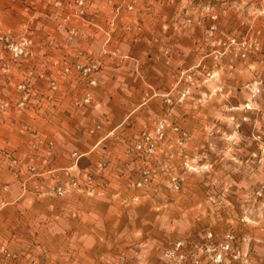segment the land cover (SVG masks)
Wrapping results in <instances>:
<instances>
[{
	"label": "crops",
	"instance_id": "crops-1",
	"mask_svg": "<svg viewBox=\"0 0 264 264\" xmlns=\"http://www.w3.org/2000/svg\"><path fill=\"white\" fill-rule=\"evenodd\" d=\"M172 5L135 0L131 22L146 29L138 35L82 30L63 44L53 34L49 49L40 45L45 36L34 35L25 62L11 70L34 84L32 106L11 107L18 101L11 97L7 81H0V264H128L126 260L134 258L153 264L155 235L167 233L174 217H198L206 209L197 191L173 193L157 187L168 173L156 175L152 188L134 186L138 162L172 167L183 185L202 183L200 174L184 172L185 164L193 162L189 156H196L206 143V129L194 124L201 114L187 113L184 103H175L184 88L179 74L186 68V33L162 32L155 24L175 18ZM155 28L158 31L148 32ZM61 58H77L84 65L91 59L100 69L85 79L66 78L61 96L44 93L36 74L62 79L53 67ZM189 58L193 63L194 55ZM31 72L34 77L27 76ZM71 90L80 95L75 97ZM86 97L90 103L77 108L75 103ZM167 97L174 101L171 108L166 107ZM160 120L167 121L166 139L154 156L145 162L127 160V147L145 134L153 136ZM187 121L190 139L184 157L172 128ZM74 152L83 157L73 167ZM5 153L17 163L12 165ZM99 164L104 167L97 172ZM32 168L35 174H30ZM58 171L81 182L62 198L53 194ZM86 174L93 176L88 187L82 183Z\"/></svg>",
	"mask_w": 264,
	"mask_h": 264
},
{
	"label": "rangeland",
	"instance_id": "rangeland-1",
	"mask_svg": "<svg viewBox=\"0 0 264 264\" xmlns=\"http://www.w3.org/2000/svg\"><path fill=\"white\" fill-rule=\"evenodd\" d=\"M134 1L0 0V81H7L11 97L18 101L11 107L32 106L36 97L34 84L11 74V70L19 69L28 57L34 46V35L45 36L40 45L49 49L53 45V34L65 44L66 40L78 38L82 30L100 31L108 36L113 32L119 35L145 33L146 29L140 24L131 22ZM165 1L176 7L172 9L175 18L160 19L155 24L162 32L186 33V68L179 74L184 88L175 103H184L187 113L194 110L200 113L194 124L206 129V136L202 138L206 143L196 156H189L193 162L185 164L184 172L200 174L202 183L196 187L183 185V181L173 175L172 167L142 166L138 162L134 186L137 190L152 188L156 175L168 173L163 186L157 187L173 193L197 191L206 209L198 217H174L170 222L171 230L162 236L155 235L153 264H264V0ZM153 31L158 30L148 29V32ZM110 40L107 38V43ZM37 42L39 39L35 44ZM192 55L193 63L189 62ZM85 62L84 65L77 58L71 62L57 60L53 67L62 79L36 74L43 81L40 88L44 93L57 92L61 96L66 91L63 83L66 78L76 75L85 79L99 71V62L87 58ZM27 76L35 74L31 72ZM71 91L75 97L80 95L77 90ZM171 99H165L166 107L174 106ZM90 101L86 97L75 106L83 108ZM243 117L249 120L244 122ZM166 123L160 120L153 136L145 134L128 146L124 153L127 160L145 162L154 156L157 145L166 139ZM190 124L191 121H187L183 127L172 128L179 155L184 157H188L185 145L190 139L187 130ZM160 127L163 137L158 140L156 130ZM146 137L155 143L153 153L146 150ZM74 154L79 156L77 160ZM82 157L79 152L72 154L73 167ZM4 158L12 165L17 163L12 154L5 153ZM103 167V164L97 165L96 171ZM145 171L150 180L137 187ZM57 173L59 181L53 190L56 197L62 198L81 185L80 180L70 177L68 172ZM30 174H35L33 168ZM92 182L93 176L86 174L82 183L88 187ZM59 189L62 195L57 194ZM175 223L177 229H174ZM135 260L126 261L142 264Z\"/></svg>",
	"mask_w": 264,
	"mask_h": 264
},
{
	"label": "built area",
	"instance_id": "built-area-1",
	"mask_svg": "<svg viewBox=\"0 0 264 264\" xmlns=\"http://www.w3.org/2000/svg\"><path fill=\"white\" fill-rule=\"evenodd\" d=\"M162 127L158 128L156 130V137L158 140L162 139L163 137V132H162ZM145 143H146V147H147V152L148 153H153L154 150H155V143L149 138V137H146L145 138ZM74 157H75V160H77L79 158V156H77V154H74ZM150 180V176H149V173L148 172H143L142 173V176H141V179H139V181H137L136 183V186L137 187H142L144 185H146ZM63 191L62 190H57V194L58 195H62Z\"/></svg>",
	"mask_w": 264,
	"mask_h": 264
}]
</instances>
